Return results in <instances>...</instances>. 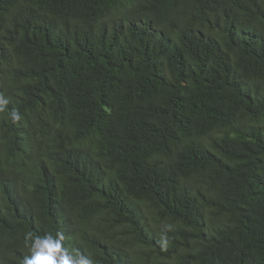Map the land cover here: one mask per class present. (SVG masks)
Here are the masks:
<instances>
[{"label": "trees", "instance_id": "trees-1", "mask_svg": "<svg viewBox=\"0 0 264 264\" xmlns=\"http://www.w3.org/2000/svg\"><path fill=\"white\" fill-rule=\"evenodd\" d=\"M0 93V264L57 231L94 264H264V0H0ZM13 109L62 150L26 194Z\"/></svg>", "mask_w": 264, "mask_h": 264}, {"label": "clouds", "instance_id": "clouds-1", "mask_svg": "<svg viewBox=\"0 0 264 264\" xmlns=\"http://www.w3.org/2000/svg\"><path fill=\"white\" fill-rule=\"evenodd\" d=\"M8 103L9 99L3 93H0V112L5 110ZM10 115L14 124H12V129L9 131V135L15 141V152L13 156L5 158L9 159L12 163L16 162L17 169L26 178L27 182L22 186V189L26 194L32 189L30 182L31 178L39 170L49 166L44 165L34 169V161L42 155H51L59 153L62 150L55 151L53 146L47 150L46 146L39 147L32 143H20L19 128L23 124L24 117L21 115L20 111L16 109H13ZM51 116L54 119V131L55 134H57V126H59V122L55 113H53ZM26 128L31 133L30 137L28 138L29 142H32L34 137L40 136L42 133V129L40 128L31 129L29 128V125H26ZM70 138L71 135L64 134L60 137V140H58L63 151L73 147V143L71 144L72 140ZM75 169L76 168H74L69 173H75ZM69 173L58 180L49 189V191L46 193L45 199L55 197L56 194L62 189L70 186L71 183L68 181L70 179L68 177ZM2 205L3 201L0 202V209ZM93 224H95V221H93ZM168 227L170 229L171 225ZM25 242L28 246L30 254L24 256L22 264H94V262L88 256L79 254L81 250H78V248H82L80 245H78V243H76L75 237H68L63 231H57L55 235L54 233H47L43 236L35 235L33 232H28L25 234ZM157 245L158 247L162 248V244ZM164 250H166V245H164ZM136 262L138 261L134 257L130 259L131 264H137Z\"/></svg>", "mask_w": 264, "mask_h": 264}, {"label": "bare ground", "instance_id": "bare-ground-1", "mask_svg": "<svg viewBox=\"0 0 264 264\" xmlns=\"http://www.w3.org/2000/svg\"><path fill=\"white\" fill-rule=\"evenodd\" d=\"M80 10V9H79ZM96 10V9H95ZM133 11V10H132ZM69 18V17H68ZM227 22V21H226ZM125 35V34H124ZM185 42V41H184ZM194 43V42H193ZM219 43V42H218ZM232 43V42H231ZM237 44V43H236ZM207 47V46H206ZM212 52V51H211ZM218 56V55H217ZM206 61V60H205ZM32 63V62H31ZM34 76V75H33ZM224 87V86H223ZM8 92V91H6ZM72 220V219H71ZM108 224V223H107ZM112 226V225H111ZM108 231V230H107Z\"/></svg>", "mask_w": 264, "mask_h": 264}]
</instances>
